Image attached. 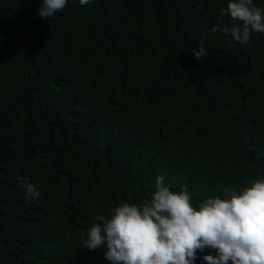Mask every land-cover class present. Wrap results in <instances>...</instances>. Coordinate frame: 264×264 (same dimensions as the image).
<instances>
[{
	"label": "trees",
	"instance_id": "obj_1",
	"mask_svg": "<svg viewBox=\"0 0 264 264\" xmlns=\"http://www.w3.org/2000/svg\"><path fill=\"white\" fill-rule=\"evenodd\" d=\"M227 2L0 0V264H111L90 228L159 175L194 206L264 179V34L212 33Z\"/></svg>",
	"mask_w": 264,
	"mask_h": 264
},
{
	"label": "clouds",
	"instance_id": "obj_2",
	"mask_svg": "<svg viewBox=\"0 0 264 264\" xmlns=\"http://www.w3.org/2000/svg\"><path fill=\"white\" fill-rule=\"evenodd\" d=\"M88 5L91 0H79ZM68 0H40L38 15L49 19L62 12ZM229 17L230 26L218 19L211 32L230 35L247 45L252 34H264V9L254 0H228L219 10ZM192 49L196 59L208 55L204 42ZM195 87V84H194ZM159 175L150 199L122 203L110 218L96 217L81 246L90 250L106 247L105 259L111 264H195L198 253L206 264H264V179L237 190L224 187L223 197H207L193 204L187 186L173 191ZM19 186L33 202L40 191L31 182L19 178Z\"/></svg>",
	"mask_w": 264,
	"mask_h": 264
}]
</instances>
